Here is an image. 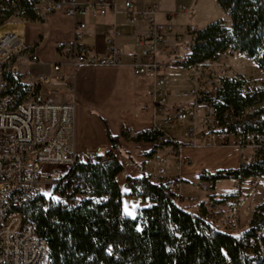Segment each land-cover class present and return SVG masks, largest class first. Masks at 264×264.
I'll return each mask as SVG.
<instances>
[{"label": "built area", "instance_id": "2783aa9c", "mask_svg": "<svg viewBox=\"0 0 264 264\" xmlns=\"http://www.w3.org/2000/svg\"><path fill=\"white\" fill-rule=\"evenodd\" d=\"M156 1L152 0L138 12L132 11V0H122V6L126 14H131L130 19L140 16L146 23L145 31L136 36L139 48L131 54L132 73L150 76L152 85L148 95L151 102L164 106L167 95L164 66L186 64L187 52L177 53L173 47L168 50L167 37L173 33V27L168 19L163 22L156 20ZM116 2L117 0H0V10L26 6L42 16L60 11L73 19L72 37L58 49L62 59L74 67L83 64L115 65L120 63L122 56V51L115 42L118 34L116 26L109 29L104 41V51L97 55L82 41L85 24L75 17L84 14L104 16L107 12L115 11ZM179 8L186 11L182 5ZM193 30V25L186 26L187 34ZM174 36L176 40L177 36ZM162 48H167L168 51L165 52L164 59L160 60L157 53ZM21 58L37 61L36 54L24 47L20 35L13 32L0 35V264H50L47 243L38 236L25 211L28 208L42 210L52 203H58L59 199L69 193V186L74 184L68 175L77 160L74 150L75 103H56L36 96L35 87L47 81L49 76L36 74L31 82H25L16 66V61ZM52 69L57 71L59 64H53ZM185 69L188 73V86L181 92V96L188 99L189 103L175 105L162 119V127L154 126L161 132L160 138L173 140L165 130L175 122L182 121L185 122L184 133L191 145L204 143L210 146H233L242 156L243 151L248 149L251 154L249 157L244 156V160L258 156L264 148V127L251 131L246 128V122H238L248 114H252L260 122L264 121V103L245 105L242 110L235 111V115L230 116L232 122L224 121V114L217 110V105L223 104L219 90L226 81L238 82L236 90L241 95L246 92L251 94L262 86H252L245 75L225 65L219 57L188 64ZM234 122L235 126L229 127ZM168 146L175 151L173 144ZM87 161L105 164L110 161V157L92 153L88 155ZM155 161L162 166L156 170L154 178H162L165 159L160 156ZM259 178H248L247 195L250 197ZM180 183L178 176L171 184L178 202L194 200V197L179 193ZM43 184L52 187L50 196L41 194L40 187ZM233 184L234 190H238V185L235 182ZM209 185L208 182L199 183L202 190H208ZM80 199L81 195H74L73 204H78ZM99 199L103 201L105 197ZM243 203L244 197L235 195L228 208V218L216 215H211L210 218L220 230L237 234L235 219L239 209L244 206ZM257 205L251 209V213Z\"/></svg>", "mask_w": 264, "mask_h": 264}, {"label": "trees", "instance_id": "16d2710c", "mask_svg": "<svg viewBox=\"0 0 264 264\" xmlns=\"http://www.w3.org/2000/svg\"><path fill=\"white\" fill-rule=\"evenodd\" d=\"M216 1L230 25L214 20L194 28L182 66L232 51L252 60L264 73V0ZM23 7L31 13L30 8ZM238 84L229 80L219 90L223 104H218L217 110L224 114V121L232 122L230 116L245 105L264 103V87L241 95L236 90ZM242 122L251 131L264 127V121L252 114L240 118L238 123ZM234 126L235 122L229 127ZM108 136L115 147L117 139ZM160 136L159 130L151 128L133 138L151 142L153 148L173 144L176 150L179 146L174 139L162 140ZM104 155L110 157L105 164L74 162L68 175L74 184L58 203L25 211L38 236L47 243L50 264H264V199L251 213L246 230L227 233L179 205L171 187L173 180L163 181L141 172L124 181L128 196L147 201L130 217L120 211L121 193L114 181L121 165L111 152ZM254 177H264V148L258 156L241 160L236 168L199 173L201 182ZM74 195H81L75 205ZM101 197L105 199L101 201Z\"/></svg>", "mask_w": 264, "mask_h": 264}, {"label": "crops", "instance_id": "0c3cea01", "mask_svg": "<svg viewBox=\"0 0 264 264\" xmlns=\"http://www.w3.org/2000/svg\"><path fill=\"white\" fill-rule=\"evenodd\" d=\"M190 1H156V20L163 22L168 19L173 27V33L167 37L168 50L173 47L180 54L188 51L186 47L189 46L191 37L185 36L188 37L185 39L182 35L188 24L196 29L202 28L208 22L221 20L227 26L223 19H226L227 14L217 3L219 9L216 8V11L219 13V18H212V15L200 26L190 21L184 25L185 30H182L183 20L174 21L173 19L174 16L180 15L181 5L186 9L183 12L186 17L192 14L196 2L189 4ZM150 2L152 0H132V11L138 12ZM130 18L131 14L124 12L122 0H117L114 12H107L104 16L93 14L76 16V20L85 24L82 41L97 55H101L104 51V41L109 34V29L111 26H116L118 34L115 36V42L122 51V56L120 63L115 65L83 64L74 67L70 62L62 59L58 53V49L72 37V17L60 11H53L42 16L32 9L29 13L24 7L0 12V20L11 21L18 25L17 32L13 33L20 35L24 47L29 48L37 56L35 62L25 58L16 61L22 79L29 83L36 74L49 76L47 81L35 87V95L56 103L72 101L75 103L74 150L77 160L85 161L89 154L104 155L109 151L120 163L121 170L114 176V181L121 193L120 211L124 215L133 217L137 210L143 207H136L133 215L122 210L121 198L128 196L127 189L124 187L126 177H135L144 172L154 178L156 170L162 166L155 161V158L161 156L165 159L164 177L159 179L172 181L179 176L181 179L179 190L185 195L195 196L194 200L181 202L179 205L217 227L209 216V210L214 208L213 204H218L217 209L227 214L234 196L230 195L227 198L217 196L215 185L218 180L208 182L210 184L208 191L199 189L198 184L201 182L199 173L236 168L241 161L240 153L233 146H210L204 143L191 145L184 133L185 122L182 121L175 122L171 128L165 130L179 143L175 151H172L169 146L153 148L151 142L134 140V135L139 131L149 130L154 126L162 127V119L165 115H168L175 105H186L189 100L181 96V92L188 86L187 70L181 66L184 72H173L169 66L171 64H165L167 84L175 73V83L179 87L166 88L168 95L166 105L157 106L151 102L148 91L151 88L152 79L148 75H134L130 66L131 54L139 48L136 36L145 31L146 23L140 16ZM174 35L177 36L176 40ZM166 49H160L157 58L163 60L165 52L168 51ZM236 55L241 54L225 51L220 57L225 58L232 65L230 59L236 58ZM53 64H59L57 71L52 69ZM239 67L242 69V65ZM173 89H178L177 91L180 90V92ZM174 94H179V99L170 98ZM122 131L125 133L123 134ZM108 135L117 139L115 147ZM185 160L189 162L186 163ZM240 215L239 227L240 232H243L248 222H243L242 212Z\"/></svg>", "mask_w": 264, "mask_h": 264}, {"label": "rangeland", "instance_id": "374dc122", "mask_svg": "<svg viewBox=\"0 0 264 264\" xmlns=\"http://www.w3.org/2000/svg\"><path fill=\"white\" fill-rule=\"evenodd\" d=\"M193 1L196 2L195 6H194L195 10L192 12V14L188 13L189 17L188 16L186 17L185 13H183L185 11H182L180 8H179L180 15L174 16V19H173L174 21H180V20L182 21L183 20V23H182L183 28L181 27L182 30H185L184 25H187L190 21H193L197 26H200L201 23H203V21H205V20L208 21L207 19H210L209 17L212 15H213L212 18H219L220 17L219 13L216 11V8L219 9V7H218L217 2L215 0H191L189 4L193 3ZM184 5H186V4H184ZM221 12L223 13V11H221ZM225 16H226V19L225 18H223V19L227 23V26H229L230 25V19L227 15H225ZM17 30H18V25L16 23H13L11 21H6V20L5 21L0 20V35L7 33V32H17ZM182 35L184 36L185 39L188 37H191V34H187L186 31L183 32ZM185 36H188V37H185ZM186 48H187L186 50H188V47H186ZM219 58L222 60V62L225 65L229 66L234 71L240 72V70H241L240 73L245 75L249 79V82L252 86L264 87L263 73H261L259 71V69L254 65L252 60L244 57L243 55H240V56L236 55V58L232 57L230 59V63L232 64V65H230L226 61L225 58H222V57H219ZM239 65H242V69L239 67ZM169 66L172 68L173 72H177V73L184 72V69L181 67V65H178V64L172 65L171 64ZM172 75L173 76H171V80H169V84L166 85V88H170V87L171 88H177V87H179V85L177 86V83H175V76H174L175 73H173ZM173 90L178 92V93L180 92V90L177 91L178 89L177 90L173 89ZM166 97H168V95H166ZM170 98H172V99L174 98V100H177V99H179V94L178 95L174 94ZM239 153H240V151H239ZM250 154H251L250 150L246 149L243 151V156L241 154H239V155H240L241 160H244L243 157L244 156L249 157ZM234 182L238 185V190H234V184H233ZM248 186H249L248 179H245L242 181H232L230 179H219L215 185V192L217 193V196L227 198V197H230V195L235 196V195L240 194V195H242V197H244V203H243L244 206H242L239 209V211L236 214V219H235L237 233H239L241 231V229L239 227V219L241 216L240 215L241 212H242L243 222L247 223L250 216H251V209L256 204H259L260 201L263 200L262 198H264V177H260L258 180H256L253 195L251 197L249 195H247ZM198 187L200 189L199 184H198ZM178 191H179V193H181V195L188 196V195L183 194L180 190H178ZM206 191H208V190H206ZM40 192L43 196H50L52 193V187L50 185L43 184L40 187ZM191 197H194V199H195V196H191ZM181 202H185V201H181ZM181 202H179V203H181ZM145 204H147V201L144 200L143 198L139 197V196H122V198H121L122 210L129 215H133L136 207H141V206H144ZM248 204H249V206L247 207ZM213 207H214L213 209L209 210V212H210L209 216L216 215L217 217H222V218H228L229 217L228 212H227V214H224L221 211H219V209H217L218 204L217 205L215 204V206H213ZM242 225H241V227H242Z\"/></svg>", "mask_w": 264, "mask_h": 264}]
</instances>
